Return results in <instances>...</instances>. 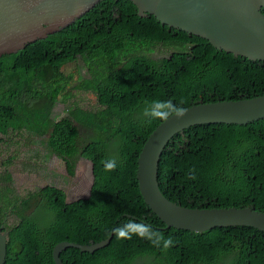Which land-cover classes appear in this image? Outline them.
Wrapping results in <instances>:
<instances>
[{
	"label": "trees",
	"instance_id": "16d2710c",
	"mask_svg": "<svg viewBox=\"0 0 264 264\" xmlns=\"http://www.w3.org/2000/svg\"><path fill=\"white\" fill-rule=\"evenodd\" d=\"M158 47L172 49L170 56L152 58ZM78 56L92 62L81 66ZM96 61L104 63V69L97 68ZM81 91L94 93L98 109L117 121L112 137L86 133L87 143L80 144L73 115L55 119L59 104ZM263 96L264 62L237 58L154 16L141 17L130 0H104L59 32L0 58V135L25 131L47 137L50 156L83 159L93 173L90 196L73 203L51 186L19 198L7 180L0 189V229L8 233L6 264H57L58 245L101 243L112 235L106 248L93 254L68 249L62 260L264 264L263 232L244 227L204 234L168 229L145 203L137 179L142 149L163 122L143 115L146 102L183 99L189 109ZM83 127L97 132L93 126ZM110 159L117 167L108 172L102 162ZM158 181L167 198L188 208H253L264 213V120L247 126H196L177 134L161 158ZM9 214L15 223L6 228ZM133 218L171 235L173 246L164 250L138 236L117 238L113 230Z\"/></svg>",
	"mask_w": 264,
	"mask_h": 264
},
{
	"label": "water",
	"instance_id": "95a60500",
	"mask_svg": "<svg viewBox=\"0 0 264 264\" xmlns=\"http://www.w3.org/2000/svg\"><path fill=\"white\" fill-rule=\"evenodd\" d=\"M104 0H0V58L66 28ZM118 1V0H116ZM141 17L209 40L218 50L264 62V0H130ZM264 120V96L237 102L201 104L183 119L163 121L149 136L138 158L137 179L147 205L166 224L204 234L222 228H252L264 233V213L253 208L193 209L171 201L161 191L158 170L171 139L196 126H247ZM91 191L89 193V196ZM88 196V197H89ZM87 197V198H88ZM86 199V198H85ZM0 229V264L7 263L8 233ZM114 238L90 245L62 243L54 251L57 264L68 249L93 254Z\"/></svg>",
	"mask_w": 264,
	"mask_h": 264
},
{
	"label": "rangeland",
	"instance_id": "374dc122",
	"mask_svg": "<svg viewBox=\"0 0 264 264\" xmlns=\"http://www.w3.org/2000/svg\"><path fill=\"white\" fill-rule=\"evenodd\" d=\"M169 50L158 47L150 56L162 59L170 56ZM86 61L92 62L91 58L77 57V63L81 66ZM96 62L97 68L104 67V63ZM82 75L87 76L86 70H82ZM100 106L94 93L77 92L75 98L59 104L55 109V119L73 115L80 135V144L87 143L86 133L88 136L96 135L100 138L112 137L117 129V121L105 109H98ZM83 124L93 126L97 132H90ZM46 138L25 131L8 136L0 135V175L3 176L1 179L4 178L6 182L10 180L12 185L9 188L12 194L22 199L47 186L63 190L69 203L87 198L93 185L91 164L83 159L59 161L50 156L46 150ZM7 219L6 228H9L15 223V217L9 214Z\"/></svg>",
	"mask_w": 264,
	"mask_h": 264
},
{
	"label": "clouds",
	"instance_id": "9594fccd",
	"mask_svg": "<svg viewBox=\"0 0 264 264\" xmlns=\"http://www.w3.org/2000/svg\"><path fill=\"white\" fill-rule=\"evenodd\" d=\"M184 105L185 101L183 99L178 102H174L173 99L153 100L151 102H146V106L143 109V115L151 119L162 120L165 122L173 117L183 119L188 113V108ZM102 163L104 164L105 171L108 172L114 171L117 167L115 159L106 160ZM192 171L194 172V169ZM189 178L195 179V176L190 174ZM113 231L119 239L131 240L133 236H138L141 239L148 240L155 247L162 246L164 250H167L174 244L171 235L166 237L164 233L158 232L151 226L134 218L129 219L126 223L115 228Z\"/></svg>",
	"mask_w": 264,
	"mask_h": 264
},
{
	"label": "flooded vegetation",
	"instance_id": "af4514ba",
	"mask_svg": "<svg viewBox=\"0 0 264 264\" xmlns=\"http://www.w3.org/2000/svg\"><path fill=\"white\" fill-rule=\"evenodd\" d=\"M2 177H3V176L0 175V181H1V182H0V189H1V188L4 189V188H6V186H7V182H6V180H5L4 178L1 179ZM8 217H9V215L7 216V218H8ZM7 218H6V221L8 220Z\"/></svg>",
	"mask_w": 264,
	"mask_h": 264
}]
</instances>
